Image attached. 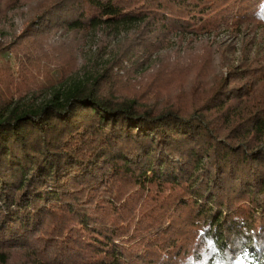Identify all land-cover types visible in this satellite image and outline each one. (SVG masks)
<instances>
[{
    "label": "trees",
    "instance_id": "1",
    "mask_svg": "<svg viewBox=\"0 0 264 264\" xmlns=\"http://www.w3.org/2000/svg\"><path fill=\"white\" fill-rule=\"evenodd\" d=\"M158 26L264 31V0H60L0 45L8 59L34 39L20 66L51 77L18 94L16 80L0 79V264H14L15 249L27 251L16 264H264V51L219 73L192 52L141 77L116 72L150 51ZM43 28L109 31L112 56L83 52L77 65L39 38ZM44 47L47 57L31 55ZM118 184L134 194L124 199ZM147 186L158 195L132 231Z\"/></svg>",
    "mask_w": 264,
    "mask_h": 264
},
{
    "label": "rangeland",
    "instance_id": "2",
    "mask_svg": "<svg viewBox=\"0 0 264 264\" xmlns=\"http://www.w3.org/2000/svg\"><path fill=\"white\" fill-rule=\"evenodd\" d=\"M58 2H60V0H0V26L5 27V31L0 30V45H6L8 47L12 42H15L16 39H19V37L22 36L29 21L37 18V13L39 11L48 5L56 4ZM32 24V31L40 27L35 23ZM254 29L255 28L253 27H247L242 29L241 32H233L232 30L223 28L216 35L210 33L200 36H192L184 34L180 35L179 33L173 34L172 32H167L164 27L158 26L157 30L153 33L155 38H148L153 42L149 49L150 51H140L144 54L146 53V57L142 54L140 55L141 58L139 62H137V60L129 62L125 61L122 68L117 66L114 69L116 72L119 71V69L124 68L135 69L134 76L141 77L144 72L146 75L150 72L154 73L160 66H163L161 64L162 62H169L168 60H174L175 58L177 61L183 62L190 55H198L200 58L208 57L215 62L217 64L216 73H219L221 71H226L228 63H237L239 60L243 59V54L249 57L257 51L259 53L264 51V33H262L264 31L259 29L258 32ZM43 30L44 34L40 35L39 38L41 37L47 45H50V43L55 40L53 45H56L58 48L66 47L68 51L67 55L76 58L75 64L77 65L83 63L80 58L83 52H86V56L90 58L91 61L98 63H103L104 60L112 56V54L109 53L111 48L109 43L111 40L113 41V36L108 37L106 35L109 31H100L99 34L94 36V33L90 32H65L61 29L57 31L54 29L50 32L47 31L46 28H43ZM253 30L256 32V36L252 33ZM103 32L105 35L102 34ZM124 36L128 35L124 33L120 38H123ZM32 40L34 39H29L28 41L24 40L17 44L16 48H13L11 51L13 53L11 58L1 59L2 57H0V79L7 75L16 80L18 82V87H20L15 89L17 94L24 92V88L27 85L35 86L36 82H40L36 85L38 90L50 85V75L46 76L45 71H43V73H38L42 67L41 64L29 63L28 65L24 64L20 66L19 57H21V54L32 46L34 43ZM98 50H100L99 53H97ZM207 50H209L210 53H207ZM32 51L31 55L36 54L37 51H39L40 54L47 57L50 49L44 47L38 50L32 49ZM186 52L192 53L187 57H182L181 55ZM23 56L21 57V61L24 60ZM223 59L228 60V62L222 61ZM42 61L46 62V59H42ZM120 71L121 73L123 72V70ZM263 83L264 81L261 84ZM37 98L38 102L46 101L49 98V94L47 92H42ZM120 185L122 186L121 188ZM131 188L132 187L118 184L117 187H115V192L120 191L121 193H124V199H126L134 194L132 191L133 189ZM167 193L168 191L161 193L159 195L160 198H165ZM139 194L140 197L138 200L132 204L134 206L133 211L128 214V217L132 220L130 228L132 231L134 227H136L137 221L141 217V213L147 209L151 198L158 195L157 191L152 190L149 186L146 187L145 191H142ZM98 199L100 198L98 197L97 200ZM132 205L130 207H132ZM116 217L117 214L115 220ZM119 218L121 217L119 216ZM69 231H72V228ZM26 253V249L13 250V263L16 264L22 262Z\"/></svg>",
    "mask_w": 264,
    "mask_h": 264
}]
</instances>
